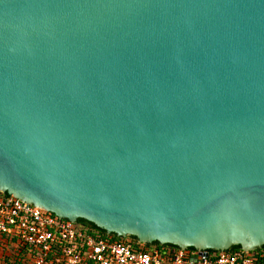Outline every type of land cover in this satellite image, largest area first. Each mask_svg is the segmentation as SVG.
I'll list each match as a JSON object with an SVG mask.
<instances>
[{
    "label": "water",
    "instance_id": "water-1",
    "mask_svg": "<svg viewBox=\"0 0 264 264\" xmlns=\"http://www.w3.org/2000/svg\"><path fill=\"white\" fill-rule=\"evenodd\" d=\"M0 191L139 244L264 247V0H0Z\"/></svg>",
    "mask_w": 264,
    "mask_h": 264
},
{
    "label": "built area",
    "instance_id": "built-area-1",
    "mask_svg": "<svg viewBox=\"0 0 264 264\" xmlns=\"http://www.w3.org/2000/svg\"><path fill=\"white\" fill-rule=\"evenodd\" d=\"M254 252L135 250L0 191V264H264Z\"/></svg>",
    "mask_w": 264,
    "mask_h": 264
},
{
    "label": "trees",
    "instance_id": "trees-1",
    "mask_svg": "<svg viewBox=\"0 0 264 264\" xmlns=\"http://www.w3.org/2000/svg\"><path fill=\"white\" fill-rule=\"evenodd\" d=\"M7 195V194H5ZM77 225L90 231L91 233L100 236L102 239H105L107 241H111V242H118V243H124V244H130L132 245V247L135 250H139V249H143L145 251L147 250H151L153 248H157V249H174V250H179V248L172 246V245H161L159 243H154V244H139L137 239L135 237H127V238H121L118 237L115 234H111L108 235L106 231L98 228L97 226H95L94 224L84 220V219H79L77 222ZM189 250H194L193 248H190ZM241 248L240 247H234L233 249H231L230 251L227 252H236V251H240ZM210 253H215V254H219L218 252H214V251H210ZM254 253H264V247L261 249L256 250Z\"/></svg>",
    "mask_w": 264,
    "mask_h": 264
}]
</instances>
